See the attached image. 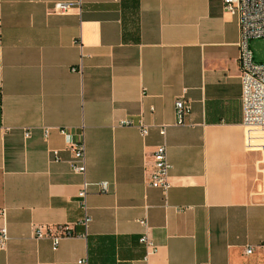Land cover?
<instances>
[{
  "label": "crops",
  "instance_id": "crops-1",
  "mask_svg": "<svg viewBox=\"0 0 264 264\" xmlns=\"http://www.w3.org/2000/svg\"><path fill=\"white\" fill-rule=\"evenodd\" d=\"M239 35L223 0H0V264H264V144L243 122ZM61 129L84 140L85 175ZM162 143L167 193L148 184ZM66 223L77 234L56 250L35 237Z\"/></svg>",
  "mask_w": 264,
  "mask_h": 264
},
{
  "label": "built area",
  "instance_id": "built-area-1",
  "mask_svg": "<svg viewBox=\"0 0 264 264\" xmlns=\"http://www.w3.org/2000/svg\"><path fill=\"white\" fill-rule=\"evenodd\" d=\"M225 9L237 15L240 26V35L238 41L239 49V65L242 80V109L243 122L250 127L264 128V63L257 62L254 52L251 48V42L254 39L264 37V0H223ZM75 5L72 1H60L55 4L54 10L59 13H65ZM176 116L178 124H185L186 117L190 112V104L184 98L180 97L175 102ZM122 125H135L133 120H124ZM138 127L142 136H147L149 127L143 121H139ZM61 132L68 138L71 149L73 150V158L71 166L73 171L85 175L86 173V145L83 139H73L66 129ZM49 130L46 129L47 137ZM160 134L165 136L166 129L161 127ZM29 137L30 133H25ZM56 159H59V152H53ZM154 165L152 171L148 175V184L155 188L162 189L167 193L171 188L170 173L172 164L168 157V148L165 143L158 145L153 153ZM89 182L84 179L78 191V201L82 209V216L77 221L78 225L84 227L81 235H87V227L92 218L89 213L88 194ZM100 191L108 192L107 182L99 183ZM181 210V208H179ZM0 214L4 217L5 210L1 209ZM144 226H148L147 218L141 220ZM34 233L36 238L51 237L53 240V249L58 248V243L63 236L76 235L71 224L66 223L59 225L57 231L53 234L50 229L43 225H34ZM10 239L6 225L0 228V247L6 248ZM140 242L147 248V254L156 253L158 246L148 235H143ZM259 247L264 250V239ZM254 251L253 246H249L246 252L251 254ZM82 262V261H80Z\"/></svg>",
  "mask_w": 264,
  "mask_h": 264
},
{
  "label": "rangeland",
  "instance_id": "rangeland-1",
  "mask_svg": "<svg viewBox=\"0 0 264 264\" xmlns=\"http://www.w3.org/2000/svg\"><path fill=\"white\" fill-rule=\"evenodd\" d=\"M251 48L254 52L256 61L264 63V37L252 40ZM253 129L254 133L256 132L258 135L260 134V136L255 138L253 144H257L258 147L263 146L264 138L262 137V135L264 136V132L262 130H264V128L253 127Z\"/></svg>",
  "mask_w": 264,
  "mask_h": 264
}]
</instances>
